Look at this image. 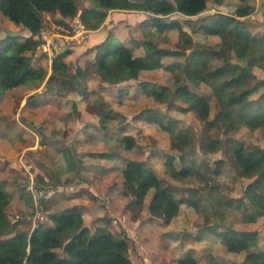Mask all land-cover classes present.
<instances>
[{
    "label": "rangeland",
    "instance_id": "1",
    "mask_svg": "<svg viewBox=\"0 0 264 264\" xmlns=\"http://www.w3.org/2000/svg\"><path fill=\"white\" fill-rule=\"evenodd\" d=\"M250 1L256 10L246 17L247 28L256 36H264V0ZM239 3L238 0H223L221 3L208 0V7L200 16L216 12L230 14ZM86 4H89L88 0ZM0 13V28L5 29L6 35L15 33L13 41L25 40L27 33L22 30L14 28L16 31L11 32L12 26L25 27L14 22L10 24L8 17L1 10ZM150 17L147 12L111 10L105 20L106 24L104 22L97 30H88L101 34L97 44L107 40L112 47H116L120 44L121 30L123 34L120 37L133 45V50L136 47L131 43L132 39L138 42L135 46L139 45V41L153 39L161 47L173 51V56L163 58L165 66L144 72L138 79L107 85L104 74L89 67L95 62L97 44L89 46L84 41L68 49L63 48L62 53H68L65 59L72 72L78 67L88 70L84 80L88 92L83 94L86 103L82 109L72 97L61 96L48 85L47 78L52 72L54 57L50 60L48 54L38 53V47L28 54L40 76L28 80L19 89L0 91V182L10 194L6 217L13 226L0 239L30 234L38 225L52 226V214L70 209L72 202L79 201L87 207L80 210L78 206H74L86 215L83 226L91 233L100 227H106L124 237L133 264H175L177 258L194 254H199V258L193 257L201 264H250L248 251L230 252L221 236L207 230L205 223L208 220L211 225H217L219 231L232 227L238 232L253 233L255 241L251 252L264 251V209L256 221L249 222L242 220L241 212L233 211L226 204L231 202L236 205L238 200L248 204L245 190L254 178L244 176L236 167L231 140L237 139L251 151L264 153V131L252 130L250 122L252 113L264 114V101L259 106H252L251 112L243 104L222 107L209 85L195 86L187 82L190 90L211 96V115L213 118L218 117L220 123L213 131L212 138L222 139L223 148L214 152L203 151V123L193 112L182 109L187 106L182 97H174L173 105L168 100L159 102L153 97L152 90L141 84L146 80L152 83L150 88L165 91L171 89L174 72L166 67L184 63L195 48L193 43L208 44L211 49L217 50L221 38L203 31L191 32L193 43L188 44L177 28L159 33L154 27L151 29L154 35L146 38L142 23ZM166 19L185 21L180 14ZM80 22L79 16L67 19L59 13H45L43 29L52 34L73 36ZM184 28L190 32L188 26ZM2 35L0 34V38ZM83 45L86 46L79 55L75 49ZM211 49L205 55L211 59V63L220 65L223 61ZM230 62L239 64L243 71L250 74L245 84L252 91L246 102L260 100L264 94V70L257 66L250 68L235 53H232ZM240 75L237 72L236 76L239 77H236V81L244 80ZM25 95L27 102L21 108L20 101ZM75 96L78 97L77 94ZM103 114L112 117L104 121L108 128V137L105 139L102 138L104 131L101 129ZM20 121L28 128L23 127ZM157 121L167 126L192 128L195 133L196 141L193 150L186 155V162L179 157L176 159L178 168L190 164L192 160L201 166L198 173L186 181H175L167 173V157L175 150L172 149L169 134ZM123 126L125 127L122 128ZM8 129L11 132L8 136L11 145L1 135ZM29 129L39 135L43 149L23 151L25 146L34 142ZM125 134L135 137L132 150L118 149L114 151L111 160H108L111 157L101 155L111 151L116 139ZM67 143H73L78 152L77 159L68 169L60 165L63 159L66 161L67 155L73 153L71 148L67 150ZM129 158L141 160L146 166L153 167L160 178L174 186L176 196L182 200L176 215H172L170 206L156 196L154 189L143 193L139 179L129 182L124 180L123 170ZM122 179L124 181L120 185ZM212 184H216L217 189L210 190ZM91 186L96 190L95 193L90 192ZM192 191L198 193L196 198L207 208L208 220L205 221L206 214L203 211L187 204ZM68 200L69 203H66ZM145 224L148 225L146 230ZM56 252L61 256L65 254L63 249H57Z\"/></svg>",
    "mask_w": 264,
    "mask_h": 264
},
{
    "label": "trees",
    "instance_id": "2",
    "mask_svg": "<svg viewBox=\"0 0 264 264\" xmlns=\"http://www.w3.org/2000/svg\"><path fill=\"white\" fill-rule=\"evenodd\" d=\"M0 0V10L12 22L22 25L31 32L25 41H10L0 44V91L15 89L30 79L40 76V72L32 65L30 55L40 41L35 38L44 27L45 13H59L63 18L80 17L81 24L87 30H97L105 22L111 10L143 11L150 14V18L142 23L146 38L154 35L152 27L159 33L177 28L188 44H192L190 33L185 30L188 26L192 33L203 31L211 36H219L221 42L216 51L223 61L220 65L211 63L205 54L211 49L208 44L196 42L195 48L187 56L184 63L169 65L166 68L173 71V86L168 90L149 88L153 97L159 101H169L173 105L174 97H182L187 103L183 110H189L203 123L201 145L205 152L219 151L223 148L222 139H213V131L219 127L218 117L211 115V96L199 94L190 90L187 82L195 86L207 84L212 94L222 107L242 105L249 112L252 106H259L264 101V94L260 100H249L252 88L245 84L249 73L239 64L230 62L232 53L250 68L257 66L264 70V36H256L247 28L246 17L256 10L250 0H239L241 4L233 13L216 12L200 16L208 7V0ZM221 3L223 0H216ZM174 14L185 16V21L167 20ZM131 43L138 44L136 40ZM148 52L143 56H136L133 48L120 43L112 47L109 41L95 46V62L89 67L101 71L109 84H117L130 79H138L144 71H152L165 66L164 57L173 56L171 49L161 47L153 39H149ZM211 49V50H212ZM66 53V52H65ZM57 54L53 59L52 72L47 78L48 85L59 95L67 96L77 92L85 94L87 86L84 82L88 74L87 68L78 67L74 72L70 70L65 59L68 54ZM237 72L244 80L236 81ZM240 75V76H241ZM46 77L44 78V80ZM149 87L150 83L145 82ZM152 86V85H151ZM1 92V93H2ZM238 95V96H236ZM103 114L102 128H106L105 120L110 119ZM251 129L264 131V114L254 112L250 115ZM157 124L168 134L174 153L166 160L169 176L175 181H186L199 171L195 161L176 166L179 157L186 162V155L193 150L195 133L192 128H178L176 125H165L161 121ZM231 152L236 167L246 177L254 178L245 190L248 204L238 200L236 205L226 202L233 211L243 214V221H256L257 216L264 209V153L251 151L243 142L232 139ZM135 146V137L125 134L115 143L112 151L101 154L111 157L118 149L131 150ZM188 149V150H187ZM72 154L67 155L68 165L74 162ZM198 175V174H197ZM125 181L140 180L142 192L150 189L162 201L166 202L176 215L180 209V200L176 196L173 185L166 183L159 177L153 167L137 159H129L123 170ZM216 184L210 190L217 189ZM198 193L192 191L187 204L203 211L205 221L209 219L207 208L196 198ZM10 202V194L5 191L0 182V237L13 229L6 217V207ZM252 207V208H250ZM252 209V210H250ZM262 210V211H261ZM52 226L38 225L30 234L17 235L7 240L0 239V264H133L129 257V246L121 237L106 227H100L91 233L84 224L83 214L77 207L51 215ZM207 230L222 237L223 244L230 252L248 251L250 264H264V251L251 252L255 241L253 233L238 232L232 227L219 231L217 225L206 221ZM63 249L64 255L56 250ZM178 264H199L193 256L182 257Z\"/></svg>",
    "mask_w": 264,
    "mask_h": 264
},
{
    "label": "crops",
    "instance_id": "3",
    "mask_svg": "<svg viewBox=\"0 0 264 264\" xmlns=\"http://www.w3.org/2000/svg\"><path fill=\"white\" fill-rule=\"evenodd\" d=\"M240 1L238 0V3H239ZM239 4H241V2L239 3ZM120 11V10H119ZM121 11H125V10H121ZM128 11H131V10H128ZM140 12H143V11H140ZM148 13V12H147ZM1 14V13H0ZM149 14V13H148ZM2 15V14H1ZM181 15V14H180ZM183 16V15H182ZM2 17H4V16H2ZM6 17V16H5ZM5 17H4V19H5ZM184 18H185V16H183ZM7 19V18H6ZM9 19V18H8ZM67 19H69V18H67ZM0 21H1V18H0ZM142 21V20H141ZM8 22L11 24V20L9 19L8 20ZM81 23V22H80ZM107 22L105 21V24H106ZM19 26V25H18ZM134 27H136V25H134ZM14 28H18V29H20V30H22L24 33H27V38L28 37H30L32 34H31V32L26 28H23V27H21V26H19V27H14V26H12V30L13 31H11V32H15L16 30H14ZM5 29H1L0 28V34H3L2 35V37L0 38V44H1V42L2 41H4L5 39H6V41H4L3 42V44H6V43H8V42H10V41H13L12 40V38H13V36H15V33H12V35H6V33H5V31H4ZM186 30V29H185ZM188 32H189V30H187ZM189 33H191V30H190V32ZM122 34L123 33H121V30H119V42L120 43H124V44H127L128 46H130V47H132L133 48V45H131V44H128L127 43V41L126 40H123L122 39V37H120V36H122ZM101 36V34L100 35H98L97 33H92V32H89V34H88V40H87V42L89 43V46L90 45H95V44H97L98 43V39H99V37ZM27 38H25V40L27 39ZM35 38H36V36H35ZM137 39L139 40L140 38H138L137 37ZM25 40H23V41H25ZM16 41H18V40H16ZM148 42H149V39H145L143 42L142 41H139V45L138 46H135V45H137V44H135L134 45V47H136V49L135 50H133L134 51V54L136 55V56H143V55H145V54H147V52H148V48H147V45H148ZM95 43V44H94ZM85 46L86 45H83V46H79V47H76V51L78 52V54L80 55V53L82 52V51H84V48H85ZM74 49V48H73ZM38 53H39V51H38ZM50 60H52V58L50 59ZM33 65V64H32ZM34 66V65H33ZM35 67V66H34ZM36 68V67H35ZM144 72H147V71H144ZM144 72H142V73H144ZM141 73V74H142ZM141 74H140V76H141ZM130 80H134V79H130ZM91 81H89V83H90ZM145 82H148V83H150V85H149V87L148 88H150L151 87V82H149V81H143L142 82V86H144V87H146L147 88V86H145ZM24 85H26V82L25 83H23V84H21V85H19L18 87H16L15 89H19V88H21L22 86H24ZM107 85H109V83H107ZM111 85V84H110ZM23 92V91H22ZM87 92H88V88H87ZM87 92L85 93V95L87 94ZM23 94H27V93H25V92H23ZM75 94H77L78 95V97H76L75 96ZM69 95V97H72V99L77 103V105L79 106V108L80 109H82L83 108V104H85L86 103V100L83 98V94H80V93H77V92H73V93H70V94H68ZM67 95V96H68ZM84 95V96H85ZM27 102V95H25V97H22V99H21V101H20V107L21 108H23L24 107V105H25V103ZM20 123L23 125V127H25V128H28L27 127V125L25 124V123H22L21 121H20ZM35 123H37V122H35ZM6 125V124H5ZM125 126H123L122 128H124ZM101 129H103V137L102 138H104L105 139V137H108V134H107V132H106V130L108 129V128H101ZM121 129V128H120ZM29 131L31 132V135L33 136V139H34V142H33V144L32 145H28V146H25L26 148H24L23 149V151H28V149H31V150H34V151H37L36 149H43L42 148V144L40 143V137H39V135L34 131V130H31V129H29ZM1 135H3V137H4V140H7V141H5V142H7L9 145H11V143H9V138H8V136H10L11 135V132H10V129H8V131L7 130H4L2 133H1ZM7 136V137H6ZM35 137H36V140H35ZM116 140H118V139H116ZM114 143V142H113ZM20 145H22V143L20 144ZM45 146H47V145H45ZM44 146V147H45ZM113 146H114V148H112L111 149V151L112 150H114V149H116L115 148V143L113 144ZM112 146V147H113ZM66 147H68L67 148V150H69L70 148L73 150V158H74V161H75V158L77 159V155H76V152H77V150L74 148V146H73V143H71V144H69V143H67V145H66ZM77 147V146H76ZM132 150V149H131ZM109 151V150H108ZM78 153V152H77ZM71 154V153H70ZM113 154H115V153H113ZM112 154V155H113ZM113 157H111L110 159H108V160H111ZM106 159V158H105ZM129 159H133V158H129ZM64 161L63 162H61V164L60 165H62V167H65L66 169H68V167H70L74 162H72L71 164H70V166L68 165V163H67V160L65 161V159H63ZM128 161V160H127ZM53 163V162H52ZM126 164H127V162H126ZM79 165V164H78ZM125 180V179H124ZM123 179H122V181H121V183H120V185L123 183V181H124ZM104 181V183H106V179H104L103 180ZM107 184V183H106ZM86 187H88V186H86ZM118 188H119V184H118V186H117ZM90 188V192H92V193H95L96 192V190L93 188V186H91V187H89ZM118 192V191H117ZM66 193H67V190H66ZM67 195V194H66ZM118 195V198H119V194H117ZM63 196H65V195H63ZM62 196V197H63ZM68 196V195H67ZM70 196V195H69ZM73 197V196H72ZM73 199V198H72ZM71 199V200H72ZM74 199H76V198H74ZM96 199H98V198H96ZM107 199H109V197H107ZM106 199V200H107ZM66 203H69V200H68V202H66ZM101 204V203H100ZM72 206L71 207H74V206H78L79 207V209L80 208H82V207H84L85 209L87 208L86 207V205H84V204H82V203H80L79 201H77V202H72V204H71ZM80 210H82V209H80ZM101 214H103V213H101ZM100 214V215H101ZM83 218H86V215H85V213H83ZM144 228H145V230L148 228V225L147 224H145L144 225ZM193 256H195V257H197V258H199V254H194ZM180 258H177L176 260H175V264H178L177 263V261L179 260ZM199 264H201L200 263V261H199Z\"/></svg>",
    "mask_w": 264,
    "mask_h": 264
},
{
    "label": "built area",
    "instance_id": "4",
    "mask_svg": "<svg viewBox=\"0 0 264 264\" xmlns=\"http://www.w3.org/2000/svg\"><path fill=\"white\" fill-rule=\"evenodd\" d=\"M43 28L36 36L40 41L38 51L48 54L51 58L62 53V51H64L63 48L68 49L71 46L82 44V42L88 40L89 31L82 24L75 29V34L73 36L52 34L50 31L44 30Z\"/></svg>",
    "mask_w": 264,
    "mask_h": 264
}]
</instances>
